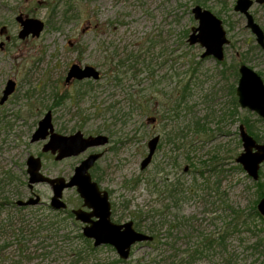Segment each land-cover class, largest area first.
Wrapping results in <instances>:
<instances>
[{
  "label": "rangeland",
  "instance_id": "rangeland-1",
  "mask_svg": "<svg viewBox=\"0 0 264 264\" xmlns=\"http://www.w3.org/2000/svg\"><path fill=\"white\" fill-rule=\"evenodd\" d=\"M235 3L0 0V99L8 80L16 82L0 104V264L120 259L110 246L87 250L77 237L83 224L51 208L50 185L28 187L30 155L41 157L44 174L68 179L87 157L58 161L42 150L48 139L32 142L49 110L60 134L109 136L90 173L109 192L116 222L133 220L147 233L152 215L157 224L166 222L157 242L136 244L118 264H264V218L253 209L264 198V163L256 181L236 161L242 119L264 143V120L242 108L236 94L242 64L264 80V50ZM196 5L224 23L230 44L223 61L202 58L205 49L188 42L198 26ZM252 13L264 28V4ZM22 14L45 22L40 36L19 37ZM74 63L96 67L100 78L66 83ZM157 134L158 150L142 170L148 141ZM35 195L38 205L12 203ZM63 199L70 211L83 204L75 187Z\"/></svg>",
  "mask_w": 264,
  "mask_h": 264
},
{
  "label": "water",
  "instance_id": "water-1",
  "mask_svg": "<svg viewBox=\"0 0 264 264\" xmlns=\"http://www.w3.org/2000/svg\"><path fill=\"white\" fill-rule=\"evenodd\" d=\"M263 3L264 0H257ZM253 0H237L235 10L242 12L247 17V26L257 36V41L264 48V31L255 22L253 15L249 12ZM194 18L198 20V26L192 28L188 42L190 45L199 44L205 50L202 58L213 56L219 61L225 58V46L230 43L223 21L211 10L196 5L192 8ZM16 20L21 24L22 29L19 37L25 39L29 36H40L45 29V22L34 17L18 15ZM239 80L236 88L238 102L242 108L256 112L264 120V80L260 74L246 64L239 67ZM100 78V71L92 65L82 66L80 63L71 65L66 77L69 82L72 79L84 80ZM16 90V82L8 80L0 104H4ZM240 138L243 151L236 158L246 173L254 180L260 178V167L264 163V143H260L247 130L244 124L239 126ZM43 151L58 153L57 160L77 156L91 147L104 146L109 142L107 135L85 136L80 130L71 135H63L55 131L53 114L49 110L39 121V126L32 135V142L46 140ZM160 136L155 135L148 141V154L141 162V169H146L152 162L156 153ZM103 153H92L75 167L74 174L67 179L65 177H51L42 171V159L39 156L30 155L27 158L28 187L34 192L38 184H48L52 188L53 196L50 206L53 210L61 211L67 209L64 201V191L76 188L83 200L82 207L73 208L72 213L75 219L84 223L83 234L89 239H94V247L111 245L123 260L129 259L132 248L142 242L153 241L154 236L133 227V221L123 224L114 223L111 220L112 205L109 199V192L101 189L98 182L93 180L90 169ZM41 203L39 195L30 196L27 200L18 199L16 204L21 207L34 206ZM257 210L264 218V198L257 204Z\"/></svg>",
  "mask_w": 264,
  "mask_h": 264
},
{
  "label": "trees",
  "instance_id": "trees-1",
  "mask_svg": "<svg viewBox=\"0 0 264 264\" xmlns=\"http://www.w3.org/2000/svg\"><path fill=\"white\" fill-rule=\"evenodd\" d=\"M198 2H200V1H198ZM241 121H242V123H244V124L246 125L247 129L249 130V132H252V126H251L250 124L247 123V119L244 118V119H242ZM172 185H174V184L170 183V184H167V185H166V189L168 190L169 193H172V192H173V191H172ZM12 203H13L14 205H16V202L12 201ZM253 209H254V213H255L258 217L263 218V217L261 216V214L259 213V211H258L255 207H254ZM61 212L66 213L68 219H70V220L72 221V223H74L76 226L79 225L78 222L74 219V216H73L72 212H71L69 209L61 210ZM61 212H60V213H61ZM155 218H156V215H152V219H151V227L148 228L149 231H150V233H151L152 235H154L155 238H154V240H153L152 242H147V243H154V242H157V241L159 240V239H158V234H157V229H158L159 226L162 227L163 225L166 224V222H161V224H157V223L154 221ZM51 224H52V225H56V223H52V222H51ZM61 225H62V224H60L59 227H56V229L58 230L59 228H61ZM136 226H137V228H138L139 230H141V229H140V226H141L140 223L137 222V223H136ZM160 227H159V228H160ZM171 229H172V227L170 226V230H171ZM69 236H70V234H67V235H66L67 238H69ZM77 237H79V238H81V239L83 240V242H84L85 245L87 246V247H86L87 250H89V251L95 252L97 249L100 248V247H99V248H95V247L93 246V244H92V240H90V239L84 237V235L82 234V232L80 231V229H79V231H78ZM80 254H82V252H81ZM124 261H125V260H122V259H116V260L114 261V264H118V263H121V262H124Z\"/></svg>",
  "mask_w": 264,
  "mask_h": 264
},
{
  "label": "flooded vegetation",
  "instance_id": "flooded-vegetation-1",
  "mask_svg": "<svg viewBox=\"0 0 264 264\" xmlns=\"http://www.w3.org/2000/svg\"><path fill=\"white\" fill-rule=\"evenodd\" d=\"M254 1V3H253V5L250 7V9H249V12L253 15V17H254V20H255V22H257L259 25H260V23L256 20V18H255V16H254V14L252 13V8H253V6L255 5V4H264V2L263 3H259L257 0H253ZM236 2H237V0H236ZM235 5H236V3H235ZM235 7V6H234ZM234 10H235V8H234ZM236 11V10H235ZM237 12H239V11H237ZM240 14H242L243 15V17L246 19V27L248 28V29H250V31L253 33V31L251 30V28H249L248 26H247V17H246V15L245 14H243L242 12H239ZM25 16H28V15H25ZM30 17V16H29ZM223 25H224V23H223ZM261 26V25H260ZM262 27V26H261ZM224 28H225V26H224ZM262 29H263V31H264V28L262 27ZM225 30H226V28H225ZM1 32L3 33V31L1 30ZM227 32V31H226ZM254 34V33H253ZM255 35V34H254ZM228 37V36H227ZM255 37H256V41H257V36L255 35ZM229 39V38H228ZM230 40V39H229ZM257 43H258V45L264 50V48L259 44V42L257 41ZM230 44V43H229ZM228 44V45H229ZM225 59V58H224ZM238 71H239V68H238ZM69 72V71H68ZM68 74V73H67ZM239 76H240V74H239ZM261 76V75H260ZM67 77V76H66ZM73 80H78V79H72V80H70L69 82H67L66 81V79H65V81H66V83H68V84H70ZM84 80H86V79H84ZM78 81H82V80H78ZM238 85V84H237ZM237 94V93H236ZM241 124H244V123H241ZM245 125V124H244ZM240 126V125H239ZM247 128V127H246ZM248 130V129H247ZM56 131V130H55ZM249 131V130H248ZM239 133H240V131H239ZM73 134V133H72ZM65 135V134H64ZM69 135H71V134H69ZM85 136H89V135H86V134H84ZM99 135V134H98ZM157 135H159L160 136V141H161V135L160 134H157ZM108 138H109V136H108ZM47 139H49V137L47 138ZM110 140V139H109ZM150 140V139H149ZM48 141V140H47ZM109 143V142H108ZM107 143V144H108ZM159 144H160V142H159ZM159 144H158V146H159ZM147 146H148V144H147ZM99 147H103V146H96V147H91V148H89V149H87L86 151H84V152H82V153H86L87 155V157L90 155V154H92V153H99V152H101V153H103V155H104V151L103 150H100V149H98ZM157 150H158V147H157ZM157 150H156V152H157ZM44 152V151H43ZM47 153H51L54 157H55V159H56V156H57V154L58 153H52V151H48ZM82 153H80V154H82ZM79 154V155H80ZM148 154V153H147ZM156 154V153H155ZM154 154V155H155ZM102 155V156H103ZM78 156V155H77ZM71 157H74V156H71ZM86 157V158H87ZM146 157V156H145ZM144 157V158H145ZM154 157V156H153ZM67 158H70V157H67ZM66 159V158H65ZM57 160V159H56ZM62 160H64V159H62ZM84 160V159H83ZM82 160V161H83ZM100 160V159H99ZM98 160V161H99ZM153 160V159H152ZM58 161H61V160H58ZM98 161H96V163L98 162ZM96 163L94 164V166L96 165ZM93 166V167H94ZM92 167V168H93ZM91 168V169H92ZM90 169V170H91ZM63 177V176H62ZM66 178V177H65ZM68 179V178H67ZM70 179V178H69ZM102 189V188H101ZM104 190V189H103ZM109 199H110V195H109ZM111 202V201H110ZM68 205V204H67ZM83 205V204H82ZM111 205H112V203H111ZM82 207V206H81ZM67 209H68V207H67ZM66 210V209H65ZM71 212H72V209H71ZM73 214V213H72ZM73 216H74V214H73ZM74 219H75V216H74ZM76 220V219H75ZM111 220L114 222V223H117V224H123V223H125V222H116L114 219H113V210H112V214H111ZM77 222H80V221H78V220H76ZM128 221H133V220H128ZM127 222V221H126ZM80 223H82V222H80ZM83 225H82V227H81V232H82V234H83V227L85 226V224L84 223H82ZM133 227L136 229V230H138V231H141V230H139L138 228H137V226H136V223H134V221H133ZM142 232H144V231H142ZM144 233H147V232H144ZM148 234H150V233H148ZM84 235V234H83ZM152 235V234H151ZM154 236V235H153ZM85 237V236H84ZM87 238V237H86ZM155 238V237H154ZM89 239V238H88ZM90 240H92V244H94V239H90ZM154 240V239H153ZM150 242H152V241H150ZM142 243H145V242H142ZM147 243V242H146ZM94 246V245H93ZM103 246H110V247H113V246H111V245H103ZM102 247V246H101ZM99 248V247H98ZM114 248V247H113ZM115 249V248H114ZM132 250H133V248H132ZM131 254H132V252H131ZM119 256V255H118ZM120 258V257H119ZM121 259V258H120ZM123 260V259H122Z\"/></svg>",
  "mask_w": 264,
  "mask_h": 264
}]
</instances>
